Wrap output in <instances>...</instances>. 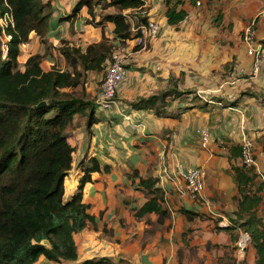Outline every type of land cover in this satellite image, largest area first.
I'll return each instance as SVG.
<instances>
[{
	"label": "crops",
	"instance_id": "0c3cea01",
	"mask_svg": "<svg viewBox=\"0 0 264 264\" xmlns=\"http://www.w3.org/2000/svg\"><path fill=\"white\" fill-rule=\"evenodd\" d=\"M79 1L82 0H43L50 2L52 10L44 36L50 45L61 47L64 39L70 40L68 45L85 49L101 41L104 33L114 37V22L106 19L102 22V17L117 10L102 2L97 4L99 0H91L94 3L92 14L88 6L83 5L74 17L67 19ZM183 1L188 16L194 3ZM144 8L146 16L156 20L162 29L170 26L166 0H145ZM128 11L123 10V14ZM259 28L258 35L264 36V22L261 21ZM88 35L93 39L85 42ZM244 46L238 50L232 71H229L230 85H223L215 98L203 96L204 101L196 106L170 107L160 115L152 108L134 109L130 101L146 96L141 95L142 80L146 78L150 83L162 85L168 81L170 71L162 70L154 79L130 69L117 92V97L124 99L121 103L124 106L117 103L109 109L96 107L92 123L87 116L75 117L67 129L74 152L72 168L65 178L64 199H70L78 190L84 174L80 166L82 160L94 156L102 168L107 165L109 170L92 172L91 181L83 186L82 200L95 220L88 221L83 230L74 233L78 256L75 261H67L69 264L103 257L113 264H179V250L183 251V264H204L203 253L208 248L214 253L216 245L223 248L233 242L230 232L240 228L234 220L240 197L234 167L244 166L240 156L243 139H252L254 143L257 165L251 168L262 181L257 172L264 174V66L253 73V58ZM19 47L18 63L22 70L29 56L45 54V46L35 31L30 33L29 41ZM53 50V54L47 53L41 62L45 70L59 67L55 65L59 57L64 60L62 66L67 64L61 49L60 52L56 48ZM246 91L250 94L241 95ZM202 129L209 133L206 147L201 146ZM178 162L184 169L200 167L205 171V189L201 197L179 192L178 187L183 182L177 176ZM148 177L156 179L163 193V208L169 212L161 221L155 212L140 218L134 215L148 198L146 189L139 186V179ZM199 228L202 230L200 236ZM209 242L213 243L212 249ZM189 249L196 250V255H191ZM211 252H207L209 257L214 255ZM36 264L58 262L40 255Z\"/></svg>",
	"mask_w": 264,
	"mask_h": 264
},
{
	"label": "trees",
	"instance_id": "16d2710c",
	"mask_svg": "<svg viewBox=\"0 0 264 264\" xmlns=\"http://www.w3.org/2000/svg\"><path fill=\"white\" fill-rule=\"evenodd\" d=\"M92 1H79L67 19L74 17L83 5L92 14ZM196 1L190 0L194 4ZM101 2L117 10L102 17V22L105 19L114 22V37L121 41L131 38V23L123 10L142 7L144 1L99 0L97 4ZM183 3L166 0L168 24L176 25L186 18ZM5 11L12 13L14 26L6 28L11 35L6 58L0 50V264H36L40 255L58 264H69L67 261H75L78 256L74 233L95 220L82 200L83 186L91 181L92 172L107 171L109 166L102 168L94 156L82 160L84 174L78 190L65 200V178L72 168L74 152L67 129L78 115L87 116L90 123L95 120V99L84 87L81 92L75 89L82 84L84 72L104 69L111 58V49L104 33L101 41L85 49L68 44L61 48L71 69L53 66L45 70L41 66L43 55L37 53L27 58L22 70L18 63L19 46L29 41L32 31L45 41L51 4L43 0H0V14ZM174 93L171 89L138 96L130 105L137 110L152 108L160 115L157 103ZM234 171L240 193L234 220L237 226H248L244 230L249 232L250 244L255 248L256 264H264V219L257 210L264 188L249 190V183L257 176L251 167H234ZM156 182L152 177L139 179V186L146 189L148 198L134 211L136 218L155 212L161 221L169 215L163 208L162 189ZM182 253L178 251L179 264H183ZM80 264L113 262L103 257Z\"/></svg>",
	"mask_w": 264,
	"mask_h": 264
},
{
	"label": "rangeland",
	"instance_id": "374dc122",
	"mask_svg": "<svg viewBox=\"0 0 264 264\" xmlns=\"http://www.w3.org/2000/svg\"><path fill=\"white\" fill-rule=\"evenodd\" d=\"M226 4L229 7H225ZM191 11L178 24L166 26L165 29L160 27V31L155 37L156 40H153L154 42L152 40L148 41L143 49L135 45L133 36L121 41L105 35L108 38L106 43L110 46L111 55L116 53L123 57L128 71L132 69L136 71V74L146 73L154 79L162 70L166 71L168 69L170 71L166 83L163 82L162 85H157L150 83L145 78L142 80L144 84L140 88V90H143L141 95L146 96L160 91L169 92L171 89L174 90L173 95L166 96L156 105V109L161 113L168 112L170 107L186 109L190 106H196L201 103L200 101H204L203 96L208 99L217 97L223 85H230L231 75L229 71H232L238 50L244 46L242 35L245 28L254 23L258 34L261 21L264 22V0H233V2L230 0H205L204 3L193 4ZM130 15L132 16L133 13ZM258 37L264 38V36L259 35ZM89 39H93V36L88 35L85 42ZM3 40H5L4 35L0 37V42H3ZM40 42L45 46V54H41L43 60L47 53L53 54V48L60 52L61 47L68 44L70 40L62 39L61 47L50 45L47 39L44 42L40 39ZM83 44L84 40L80 42V46ZM153 44L154 49L152 48ZM59 58L56 59L55 63L59 66L58 68L70 67L68 62L65 66H62L64 60L62 57ZM107 65L108 62L106 61L102 71L89 70L84 72L82 77L83 86L80 84L75 91L81 92L84 87L87 94L95 98L100 91ZM78 70L82 71V69ZM132 77L135 78V72H132ZM158 78L159 81L163 80L161 75ZM131 83L133 82L131 81ZM250 92H252L251 89ZM117 98L116 102L119 106H124L121 104L124 99ZM248 188L252 191L264 188V182L256 176L249 183ZM260 194L263 199L257 210L258 215L264 219V190ZM238 227L240 228L233 229L235 231L231 230L230 232L232 238L234 236L237 238L231 244H225L223 248L216 245L214 253L208 248L207 252L214 254L212 257H209L207 252L203 253L205 254L206 264H256L257 255L250 243L246 246L244 254H239L237 251L238 247L235 241H238L241 230L247 229L248 226ZM201 231V228H199V236L202 234ZM208 244L212 249L213 243L209 242ZM197 246H200V244ZM189 250H191V255H196V250L195 252L192 249ZM193 261L197 260L194 259Z\"/></svg>",
	"mask_w": 264,
	"mask_h": 264
},
{
	"label": "built area",
	"instance_id": "2783aa9c",
	"mask_svg": "<svg viewBox=\"0 0 264 264\" xmlns=\"http://www.w3.org/2000/svg\"><path fill=\"white\" fill-rule=\"evenodd\" d=\"M145 1V0H143ZM201 0H197V4H200ZM133 13L131 16L130 14ZM127 20L131 23V35L135 40V45L139 48H145L147 42L157 37L160 31V25L156 20L148 18L144 5L138 8L129 9L124 13ZM146 17V20L143 18ZM12 25L14 26L13 15L9 11H5L0 14V37L5 36V40L0 42V48L3 52V58H6L8 49V40L11 39V35L7 34L6 28ZM243 43L247 49V53L253 58V72L258 73L264 66V38H259L255 29L254 23L249 24L242 35ZM108 65L106 67L105 76L101 84L100 91L95 98V104L102 109H109L116 106V94L118 87L126 79L128 70L125 66L123 57L116 53L111 55V58L107 60ZM209 141V133L206 129L201 130V146L206 147ZM241 160L247 167H255V149L252 139L245 138L241 143ZM177 176L180 181L183 182L178 187L179 192L188 193L192 197L199 198L205 189V171L200 167H189L184 169L178 162ZM264 181V174L257 172ZM239 239L237 241V251L239 254H244L246 246L250 243V234L248 231L241 230Z\"/></svg>",
	"mask_w": 264,
	"mask_h": 264
},
{
	"label": "water",
	"instance_id": "95a60500",
	"mask_svg": "<svg viewBox=\"0 0 264 264\" xmlns=\"http://www.w3.org/2000/svg\"><path fill=\"white\" fill-rule=\"evenodd\" d=\"M42 104H43V102L40 105H42Z\"/></svg>",
	"mask_w": 264,
	"mask_h": 264
}]
</instances>
